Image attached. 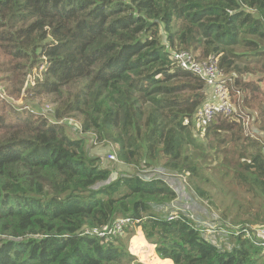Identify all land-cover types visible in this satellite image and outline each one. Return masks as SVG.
I'll list each match as a JSON object with an SVG mask.
<instances>
[{"label":"trees","instance_id":"trees-1","mask_svg":"<svg viewBox=\"0 0 264 264\" xmlns=\"http://www.w3.org/2000/svg\"><path fill=\"white\" fill-rule=\"evenodd\" d=\"M165 43L215 59L230 113L202 123L219 96ZM181 190L211 232L264 225V0H0V264H134L138 227L172 264H264Z\"/></svg>","mask_w":264,"mask_h":264},{"label":"rangeland","instance_id":"rangeland-1","mask_svg":"<svg viewBox=\"0 0 264 264\" xmlns=\"http://www.w3.org/2000/svg\"><path fill=\"white\" fill-rule=\"evenodd\" d=\"M17 102L21 103V100H17ZM93 154L96 155V153ZM107 154H101L100 158L104 160ZM165 178L169 182L173 181L172 177L170 176H165ZM205 186L209 189L210 193L212 194V197L216 199L217 203L220 206H224L226 208L230 207L232 212L236 211V205H231V195H236L235 190L238 189H234L229 186L225 192H216L214 189H210L209 186ZM207 202L210 204L208 199H200L196 197L193 193H191V191L184 192L181 190L177 193V198L170 205H166L165 209L176 207L183 213H188L190 217L194 218V220L199 223L200 231L203 235L208 238H211L212 240H214V237H217V240H226L227 233L224 231L225 228L221 221V226L217 227V231L211 232L210 230L203 228L213 225L214 218H218L217 214L209 211ZM129 249L131 253L135 255V258L132 260L134 264H141L143 262V258L149 259L150 253L151 259H153L152 264H171V261H163V263H159L158 258L160 257L156 254L154 245L145 238L144 233H142L140 227H138L134 235L129 238ZM257 256L259 257L257 258V260L261 263H264V254L261 253ZM144 264L146 263L144 262Z\"/></svg>","mask_w":264,"mask_h":264},{"label":"built area","instance_id":"built-area-1","mask_svg":"<svg viewBox=\"0 0 264 264\" xmlns=\"http://www.w3.org/2000/svg\"><path fill=\"white\" fill-rule=\"evenodd\" d=\"M167 52H169L171 58L176 62L178 67L186 70H190L194 73L199 74L203 79L207 80L208 84L214 86L215 92L219 96L220 103L215 106H206L204 108V116L202 118V123H206L210 118L217 113H230L233 110V104L231 103L228 91L225 85L219 80V69L217 67L216 61L213 57L209 58L207 61L199 62L194 56L183 50H175L171 46L167 45ZM248 118H245V123ZM105 159L116 161L115 152H110L105 156ZM170 218V217H169ZM128 219H119L110 228H102L98 232V235L108 239L111 235L120 233L122 224ZM230 233L235 235L241 234L243 237L249 239L252 244L262 250H264V225L263 226H249L248 228L240 227L239 225H232L228 223L223 224ZM227 229H224L226 233H229ZM217 231V230H215Z\"/></svg>","mask_w":264,"mask_h":264},{"label":"crops","instance_id":"crops-1","mask_svg":"<svg viewBox=\"0 0 264 264\" xmlns=\"http://www.w3.org/2000/svg\"><path fill=\"white\" fill-rule=\"evenodd\" d=\"M208 98L214 99V93L212 90H210ZM158 259H159V263H163V261H171L170 259H160V258H158ZM171 264H172V261H171Z\"/></svg>","mask_w":264,"mask_h":264}]
</instances>
